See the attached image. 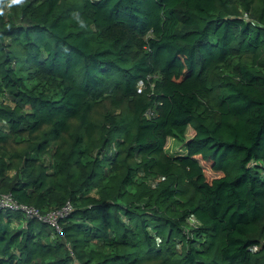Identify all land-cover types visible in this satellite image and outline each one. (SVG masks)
<instances>
[{"label":"trees","instance_id":"1","mask_svg":"<svg viewBox=\"0 0 264 264\" xmlns=\"http://www.w3.org/2000/svg\"><path fill=\"white\" fill-rule=\"evenodd\" d=\"M0 193L73 204L0 264H264V0H0Z\"/></svg>","mask_w":264,"mask_h":264},{"label":"built area","instance_id":"2","mask_svg":"<svg viewBox=\"0 0 264 264\" xmlns=\"http://www.w3.org/2000/svg\"><path fill=\"white\" fill-rule=\"evenodd\" d=\"M0 208L19 210L28 217L39 219L62 234L61 219L66 217L73 209V204L68 201L63 207L43 213L39 208L17 201L10 193H0Z\"/></svg>","mask_w":264,"mask_h":264},{"label":"rangeland","instance_id":"3","mask_svg":"<svg viewBox=\"0 0 264 264\" xmlns=\"http://www.w3.org/2000/svg\"><path fill=\"white\" fill-rule=\"evenodd\" d=\"M192 133V130L189 131V135ZM180 143L178 144V142L174 139V138H169L168 139V143H167V150L169 151L170 154H177L180 151ZM214 175V174H211Z\"/></svg>","mask_w":264,"mask_h":264}]
</instances>
